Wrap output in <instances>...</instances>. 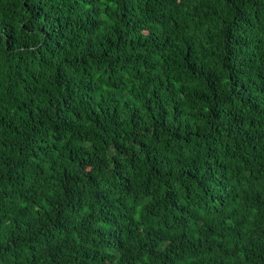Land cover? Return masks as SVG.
Wrapping results in <instances>:
<instances>
[{"label": "trees", "instance_id": "trees-1", "mask_svg": "<svg viewBox=\"0 0 264 264\" xmlns=\"http://www.w3.org/2000/svg\"><path fill=\"white\" fill-rule=\"evenodd\" d=\"M0 264H264V0H0Z\"/></svg>", "mask_w": 264, "mask_h": 264}]
</instances>
